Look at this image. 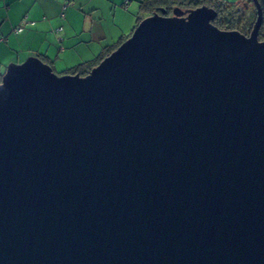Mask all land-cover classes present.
Wrapping results in <instances>:
<instances>
[{
    "label": "water",
    "instance_id": "95a60500",
    "mask_svg": "<svg viewBox=\"0 0 264 264\" xmlns=\"http://www.w3.org/2000/svg\"><path fill=\"white\" fill-rule=\"evenodd\" d=\"M152 14L85 76L0 80V264H264V40ZM164 13V11H162Z\"/></svg>",
    "mask_w": 264,
    "mask_h": 264
},
{
    "label": "crops",
    "instance_id": "0c3cea01",
    "mask_svg": "<svg viewBox=\"0 0 264 264\" xmlns=\"http://www.w3.org/2000/svg\"><path fill=\"white\" fill-rule=\"evenodd\" d=\"M99 1L112 13L114 0H0V76L9 64L29 57H38L58 76L96 59L114 45L113 30L103 28L97 15Z\"/></svg>",
    "mask_w": 264,
    "mask_h": 264
},
{
    "label": "trees",
    "instance_id": "16d2710c",
    "mask_svg": "<svg viewBox=\"0 0 264 264\" xmlns=\"http://www.w3.org/2000/svg\"><path fill=\"white\" fill-rule=\"evenodd\" d=\"M140 6V10L147 13V16L152 14L171 16L172 10L174 8L186 10H193L202 6H206L216 11L217 18L212 23L216 28L222 31H235L237 28L243 26L244 31L240 33H248L251 31L253 24L256 20L257 14L252 0H246L248 5L251 4L254 7V13L250 21L247 24H243L245 20V13L240 9L238 3H227L222 0H136ZM261 11L262 16V25L258 33V38L260 41L264 40V0H256ZM164 11V13L162 12ZM140 19H137L136 24L140 22ZM133 31V30H132ZM246 31V32H245ZM132 33V32H131ZM131 35V34H130ZM129 35V36H130ZM128 36V37H129ZM125 39L119 40L115 45L105 47L102 50V53L94 60L80 64L68 71L67 75H76L83 77L85 76L92 68L98 65L105 57L110 55ZM1 80V76H0Z\"/></svg>",
    "mask_w": 264,
    "mask_h": 264
},
{
    "label": "rangeland",
    "instance_id": "374dc122",
    "mask_svg": "<svg viewBox=\"0 0 264 264\" xmlns=\"http://www.w3.org/2000/svg\"><path fill=\"white\" fill-rule=\"evenodd\" d=\"M222 1L227 2L229 4H239L240 9H242L245 13V20L243 24H247L253 16L254 7L251 4L248 5L246 0ZM109 4H111L110 1ZM98 5L97 6L99 10L97 11V15L99 14V17H102L103 28L113 30L114 45L117 44L119 40L125 39L131 34L132 30L137 26V19L143 20L144 18L148 17L147 13L140 10V6L136 0H114V4L112 6L114 10L112 11V13H109V5H107L105 1H99ZM235 31L243 32V26L241 25V28H237V30ZM241 34L248 36L250 32L246 34Z\"/></svg>",
    "mask_w": 264,
    "mask_h": 264
},
{
    "label": "built area",
    "instance_id": "2783aa9c",
    "mask_svg": "<svg viewBox=\"0 0 264 264\" xmlns=\"http://www.w3.org/2000/svg\"><path fill=\"white\" fill-rule=\"evenodd\" d=\"M25 25H26V22H25V21L22 22L21 25H20L18 28H16V29L14 30V33H15V34H19V33H21V32L23 31Z\"/></svg>",
    "mask_w": 264,
    "mask_h": 264
}]
</instances>
